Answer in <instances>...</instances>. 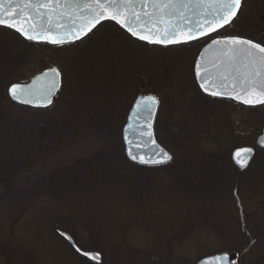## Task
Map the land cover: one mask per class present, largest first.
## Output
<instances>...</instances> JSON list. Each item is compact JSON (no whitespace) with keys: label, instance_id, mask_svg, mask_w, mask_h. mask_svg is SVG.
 Listing matches in <instances>:
<instances>
[{"label":"rangeland","instance_id":"1","mask_svg":"<svg viewBox=\"0 0 264 264\" xmlns=\"http://www.w3.org/2000/svg\"><path fill=\"white\" fill-rule=\"evenodd\" d=\"M254 17L257 20L262 19L264 23V8H259V12ZM15 40L16 37L8 34V31L0 29V44L7 46L10 52L12 51L11 44L18 49V52H11V55L17 56L11 58V64H18L19 68L12 70L6 77V81L17 84L29 83L37 74L43 73L44 70L51 68L50 66L56 67V65L61 71L69 74L67 81H71V71L79 63L77 61L79 59L88 63L97 62L96 72L107 64H114L117 72L120 71L118 78L129 84L131 81L129 76H134L138 69L135 68L133 62L128 66L129 74H124L121 73L123 64L129 61L145 63L143 44L133 42L128 34L112 23L103 24L88 39L73 48L52 50L50 53L36 50L33 56L30 53L29 59L28 54H25L27 51L21 49L25 47V43L14 42ZM205 44L207 43L204 41L203 45ZM103 51L110 57L107 64L98 60ZM118 52L121 55L124 52L125 59L114 63L113 61L117 58L115 54ZM197 54L196 48L192 50L155 48L147 56L146 68L150 69L151 76L147 78L151 84L159 80L156 88L149 87L150 92H153L152 94L160 104L155 124L156 136L161 139L159 143L173 157L177 153L174 158L175 162L187 150L180 148L179 140L181 139L190 138L192 144L203 147L202 149L197 148L196 151L200 150L205 154H228L230 152L231 158L238 148H255L262 131H257L253 123L246 122L252 118L255 121V114H251L243 107L235 109L233 102L223 104L225 117L230 112V121L233 125L231 131L225 126L228 124L227 120L219 121V127L222 129L221 135L227 137L223 143L218 144L211 139L217 135L216 131H213L211 137H199L196 142L193 137L198 136L191 132L196 133L197 131L193 125L181 128L180 119L185 115L177 109H174L177 124L171 129H165L169 107L180 106L184 112L190 114L195 110H200L202 105L206 104L204 100L196 96V83L192 76ZM71 57L74 58L73 61H70ZM22 59L25 61L23 62ZM121 89L126 94L129 93L125 86ZM137 96L134 95V99L130 96L129 99L135 100ZM221 103L213 108L216 114L222 111L219 108ZM230 107L234 109L231 110L232 112ZM70 148L72 147L66 146L65 148V154L69 157L72 156ZM170 164L160 166L164 168L156 169V171L142 170V173L138 175L140 174L142 178L140 180L145 181L139 182L137 178L134 182L131 180L123 184L110 185L108 187L110 189H107L108 194L99 190L96 180L88 181L85 184L88 187L85 191L82 190L84 181L83 177H80L71 190L76 193L63 196L66 201L72 200L71 197L77 198L79 201L76 203L83 202L84 208L80 211V216L78 212L76 215L71 212L61 216L71 217L78 221L82 246L90 247L95 240H98V246L103 251V264H135V262L138 263L136 260L148 264V260L159 259V254L155 253L157 250H161L165 256L169 254V258L176 264H196L197 260L203 257H209L218 254L215 252L233 249L236 245L243 244L244 239L238 235L241 229L240 224L255 212H261L264 207V198L258 201L250 197L249 191L244 189L247 183H243V188L239 191L237 189L235 194L225 189H220L221 192L214 191L212 188L202 194L193 193L191 189L180 187L175 180L177 176L182 177V173L173 174L175 179L171 178L172 176L167 171L174 168L176 164L173 163L172 166ZM215 171L219 169L216 168ZM132 173L136 175L135 172ZM64 182L67 183V179ZM94 186L97 188L95 189ZM109 191L112 192L109 193ZM50 201L52 200L49 199ZM22 207L23 204H19L13 210L5 211L4 215L0 212V264H87L77 257L73 248L55 234L54 226L58 223L54 220L57 217L45 214V210H42L40 215L32 216L31 212L25 215L26 212H23ZM202 212L206 215L203 216ZM214 223L220 224L221 227H218V230L223 225L225 229L229 227L233 238L227 241V238L231 237L227 236V229L221 234H218L216 228L212 231ZM224 233L227 238H224ZM175 235H179L178 238Z\"/></svg>","mask_w":264,"mask_h":264},{"label":"trees","instance_id":"2","mask_svg":"<svg viewBox=\"0 0 264 264\" xmlns=\"http://www.w3.org/2000/svg\"><path fill=\"white\" fill-rule=\"evenodd\" d=\"M259 8H264V0H244L243 8L237 20L230 27L205 42L208 43L218 37H241L264 45V23L261 21L262 19L258 18L257 20L254 17L259 12ZM2 30L8 31V34L16 37L14 42L25 43V47H21V49L27 51L25 54H28V59L30 53L33 56V52H36V50L50 53L52 50L73 48L80 44L64 46L37 44L25 41L12 31ZM131 40L136 41L133 38ZM14 42L12 43L15 45ZM203 43L204 41L179 47L161 48L164 50L182 48L192 50V48L201 47ZM142 47H145V49L143 48L145 51H143L144 64L137 61H129V63L123 64L121 73L129 74L128 66L133 62L135 68L138 69L134 76H129V79H131L129 84L118 78L120 71L117 72L118 70L114 64H107L110 57L104 51L100 53L101 56L98 57V60L105 62L107 65L98 69V72L95 71L98 68L97 62L88 63L77 58L79 63L71 71V81L68 80L70 83L67 81L69 74L60 71L63 74V86L55 103L48 109L39 110L13 104L10 100L8 89L15 83L6 81V77L12 70L19 68L18 64H11V58L16 56L15 54L11 55V52H18V49H15L11 44L12 51L10 52L7 46L4 47L0 44V212H2V215L8 209L13 210L19 204H23L22 210L26 212L25 215L29 212L32 216L40 215L41 211L45 210V214L57 217L54 220L55 223H58L54 226L56 228L55 232L60 229L70 233L71 237L84 250L103 252L98 246V240H95L90 247L82 246L78 221L61 215L71 212L76 215L78 212V216H80V211L84 208L83 202H79L80 205H78L76 202L79 200L75 197H71L72 200L66 201L63 195L76 193L71 190L75 186L74 184L78 183L80 177H83L84 181L82 188L79 186L82 190H86L88 185L85 186V184L88 181L96 180L99 190H103V193L108 194L107 189H110L108 188L110 185L123 184V182L126 183L131 180L134 182L137 178L142 179L140 174L138 175V173H142V170L156 171V169L164 168L160 166H141L129 161L122 141V130L126 125L134 101L139 96L153 95L149 87L156 88L159 84V80H153L154 83L151 84V81L147 78L151 77L150 69L146 67L147 56L150 51L160 47H151L145 44ZM197 51L199 52L198 49ZM118 54H115L117 58L116 61H113L114 63L125 59L124 52H122V55L119 52ZM71 60L73 61L74 58L71 57ZM113 62L111 61V63ZM56 67L58 66L56 65ZM123 81H125L124 78ZM124 86L129 91L128 94L121 89ZM195 86L196 96L204 100L206 104L202 105L203 107L200 110H195L190 114L184 112L180 106L177 108L175 106L169 107V117L165 119L167 122L165 129H171L177 124L174 118V109H177L185 115L180 119L181 128L193 125L197 131L196 133L191 132L198 136L193 137L196 142L199 137H211L213 131H216L217 135L213 134L215 137H211V139L218 144L223 143V140L227 137L221 135L222 129L219 127V121L221 119L227 120L226 128L233 130L230 121L231 113L229 112L225 117L226 112L223 108V104L232 102L206 96L200 91L197 83ZM134 95H138L135 100L129 99L130 96H133L134 99ZM220 103L219 108L222 111L216 114L213 112V108ZM232 105L235 109L241 107L235 103ZM231 110L234 109L230 107ZM245 110H249L256 117L255 121L252 118V120L249 119L246 122L253 123L256 130L261 132L264 127V106L245 108ZM172 133L174 134V132ZM170 139L174 142L171 136ZM158 141H161V139L158 138ZM179 144L180 148L183 147L187 150L175 162L176 153L170 164L172 166L175 163L176 168L174 167L167 172L171 176L179 174V172L182 173V177L177 176L176 179L174 176L171 177L178 182L180 187L191 189L193 193L198 194L209 191L211 188L219 192H221L220 189H225V191L228 190V192L235 194L237 189L239 191L243 188V183H247L248 185L244 189L249 191L250 197H254L258 201L264 198V149L254 146L256 149L254 160L246 170H240L233 164L230 152L228 154H205L200 150L196 151L197 148L202 149L203 147L192 144L190 138L179 140ZM186 145L188 146L186 147ZM66 146L72 147L70 148V154L72 155L70 157L65 154ZM216 168L219 171H215ZM131 171L135 172L136 175H133ZM147 177L149 178V176ZM66 179L67 183L64 182ZM141 181L145 180L139 182ZM111 192L109 191V193ZM49 199L52 201L49 202ZM202 215L205 216L206 214L202 212ZM240 225L241 229L238 231V235L244 239L243 244L241 243V245H236L233 249L227 250L238 252L244 249V253H254L255 249H258L259 252L262 251L259 248L264 246V207L261 212H255L254 215L241 222ZM218 227H221L220 224L214 223L211 230L214 231V228L217 229ZM228 228H226L228 230L227 236L231 237L227 238L226 233L223 235L224 238H227V241H230L233 235ZM226 229L223 225L220 230L217 229V232L221 234ZM178 236L175 235L177 238ZM57 237L59 236L57 235ZM227 250L215 253L226 252ZM161 252V250L155 251L156 254H159V259L148 260V264H176L169 258V254L166 253L165 256ZM261 254L264 255V251ZM79 258L90 264L81 257ZM162 258L166 260L162 261ZM260 258L264 259V257ZM136 261L138 263L135 262V264L144 263L143 261V263L139 260Z\"/></svg>","mask_w":264,"mask_h":264},{"label":"water","instance_id":"3","mask_svg":"<svg viewBox=\"0 0 264 264\" xmlns=\"http://www.w3.org/2000/svg\"><path fill=\"white\" fill-rule=\"evenodd\" d=\"M86 0H81V3H85ZM244 0L241 5V10L243 8ZM136 9H140V5L137 4ZM147 11H152V6L149 5L146 9ZM241 10L237 12V16L233 18L232 22L228 25H225L224 28L219 29L218 32L210 33L207 36L199 38L197 40H193L189 43H180V44H155L149 43L147 41H142L137 37L132 36L125 28L121 27L115 21L107 19L102 21L100 24L96 25L92 31L87 32L85 35L83 31L79 33V38L74 39L76 35L72 30L74 28H84L88 25V21L91 19V13L87 9H82L81 7L75 6L73 3H69L67 6L63 4L56 6V11L51 14L52 16V31L56 33H60L66 36V42L62 45H54L47 41H29L23 36L20 32H17L15 28H9L5 25H0V28L8 29L13 31L14 33L21 35V37L28 41L37 44H47L50 46H63V45H71L76 44L83 39L89 37L96 28L100 27L104 23L112 22L119 26L123 31H125L129 36H131L135 40L147 44L149 46H158L163 48L183 46L191 43H195L206 38L212 37L213 35L222 32L223 30L230 27L240 15ZM179 11V10H178ZM182 11L191 16L193 9L183 8ZM210 11V9H209ZM39 12L44 13V17L40 21H36L35 18L38 15L35 3H26L25 0H2L0 3V17L8 20L10 23H15L19 27L24 28L25 30H30L32 23H44L48 19V10L47 9H39ZM31 17V18H29ZM142 22V21H141ZM138 22V23H141ZM173 23H180L179 21H173ZM196 23V17L192 16V21L190 25H184L180 23L181 27H194ZM58 24H63L64 27H56ZM139 30V29H138ZM39 31V29H36ZM217 39V40H223ZM246 61L243 59H238L232 63H229L227 58L223 55L220 48L216 45H213L212 42L208 43V45L203 48L199 57L195 64V77L198 86L201 91L206 95L214 98L232 100L242 106L255 108L262 107L264 104H245L241 100L233 99L226 95H218L212 96L210 93L212 91H216L219 93L231 92V82L235 81L237 86H239L240 80L243 78L244 74L250 71V68L246 67ZM207 68V71H205ZM53 70L58 71L60 74L57 76L53 72ZM199 70V75L197 74ZM61 70L57 67H52L46 69L40 74L36 75L33 79L30 80L29 83L24 84H13L8 89V95L10 100L16 105H20L23 107H28L32 109L45 110L50 108L54 103L56 98L59 95V92L63 86V75ZM227 77V79H225ZM207 80V83L204 84V87H201V84ZM224 85H228L225 87ZM13 86H17V92L20 94L19 98H14L10 94V89ZM205 88L208 91H205ZM147 97H154L153 95L147 96H139L134 102L132 109H130V113L128 115V119L123 131V143L125 147V153L129 161L142 165V166H161L167 165L173 161H168L167 163H156V164H142L139 160H133L129 153L137 156L141 159H155L160 160L162 153H167L171 155L157 140L156 132H155V123L156 118L159 112V101L157 104L152 105L150 101H148ZM251 98V97H250ZM50 99L51 103H47V100ZM139 106V107H138ZM151 133V135H149ZM259 148L264 149V128L263 133L257 140L256 144ZM246 149H251V152L245 151ZM255 150L251 147H241L236 149L232 154V161L236 167L241 170H245L249 167L251 162L255 157ZM172 156V155H171ZM173 157V156H172ZM244 165V166H242ZM57 234L61 237L79 257L93 263V264H102L103 263V255L100 252L95 251H85L78 247L79 245L76 243L75 239L71 237L70 233H67L63 230L57 229ZM85 253H88L86 255ZM219 258V259H218ZM226 258V259H224ZM198 264H238V254L231 251H226L222 253H218L209 257H205L198 262Z\"/></svg>","mask_w":264,"mask_h":264},{"label":"snow or ice","instance_id":"4","mask_svg":"<svg viewBox=\"0 0 264 264\" xmlns=\"http://www.w3.org/2000/svg\"><path fill=\"white\" fill-rule=\"evenodd\" d=\"M25 2L35 3L38 12L35 18L36 21H40L44 17V13L39 12L41 8L48 10V19L44 23H32L30 30H25L15 23H10L3 17H0V25L15 28L29 41H47L54 45L64 44L66 36L51 30V14L56 11L57 5L67 6L69 3H73L75 6L87 9L91 13V19L88 21L87 26L72 30L76 33L74 39L79 38L81 31L86 35L96 25L110 19L142 41L170 45L189 43L210 33L218 32L219 29L230 24L233 18L237 16V12L241 10L243 0H86L83 4L81 0H25ZM0 3H2V0H0ZM137 4L140 5L139 10L135 7ZM149 5L152 6V11L146 10ZM189 7L193 9L191 16L182 11L183 8ZM192 16L196 17L194 27L180 26V23L190 25ZM174 20L180 23H173ZM56 27H64V25L58 24ZM36 29H39V31H36ZM212 44L220 48L229 63L238 59L245 60L247 62L246 67L250 68V71L244 74L239 86L235 81L231 82V92L219 93L212 91L210 94L212 96L226 95L241 100L245 104H264V45L241 37H226L223 40L213 39ZM205 71H207V68H205ZM53 72L57 76L60 74L56 70H53ZM197 74L199 75V70ZM206 83L207 80L201 84V87H204ZM224 86L228 87V85ZM9 91L14 98H19L20 94L17 92V86H13ZM205 91H208V89L205 88ZM146 99L152 105L158 103L155 97H147ZM47 103L50 104L51 100L48 99ZM245 151L251 152V149ZM129 154L133 160H139L142 164L167 163L173 159L167 153H162L160 160L141 159L131 153ZM85 254L88 255V253Z\"/></svg>","mask_w":264,"mask_h":264},{"label":"flooded vegetation","instance_id":"5","mask_svg":"<svg viewBox=\"0 0 264 264\" xmlns=\"http://www.w3.org/2000/svg\"><path fill=\"white\" fill-rule=\"evenodd\" d=\"M198 43H200V42H198ZM194 44H197V43H194ZM205 45L202 44L201 47L200 46L197 47L199 52L202 51V49L205 47ZM199 52H198V54H199ZM259 249H262V251H264V246H261ZM243 250L236 252L239 256L238 257V264H264V259L262 260L260 258V257H264V255L261 254L262 251L259 252L258 249H255L254 253H244ZM247 257H248V259H247Z\"/></svg>","mask_w":264,"mask_h":264}]
</instances>
